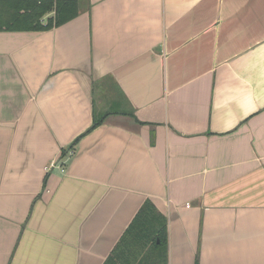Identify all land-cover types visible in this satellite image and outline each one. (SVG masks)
I'll return each mask as SVG.
<instances>
[{
    "label": "crops",
    "instance_id": "0c3cea01",
    "mask_svg": "<svg viewBox=\"0 0 264 264\" xmlns=\"http://www.w3.org/2000/svg\"><path fill=\"white\" fill-rule=\"evenodd\" d=\"M78 4L0 30V264H103L147 199L168 264H264V0Z\"/></svg>",
    "mask_w": 264,
    "mask_h": 264
},
{
    "label": "trees",
    "instance_id": "16d2710c",
    "mask_svg": "<svg viewBox=\"0 0 264 264\" xmlns=\"http://www.w3.org/2000/svg\"><path fill=\"white\" fill-rule=\"evenodd\" d=\"M78 13V0H0V30H46L64 24ZM109 114L95 112L93 124L86 132ZM168 243V218L147 199L103 264H168ZM195 264H199L198 260Z\"/></svg>",
    "mask_w": 264,
    "mask_h": 264
},
{
    "label": "built area",
    "instance_id": "2783aa9c",
    "mask_svg": "<svg viewBox=\"0 0 264 264\" xmlns=\"http://www.w3.org/2000/svg\"><path fill=\"white\" fill-rule=\"evenodd\" d=\"M72 153H73V150H69V154L71 155ZM57 164L58 163H56V162H51V164L49 166H47V170H50L51 168L56 167V166L60 167V163L58 165Z\"/></svg>",
    "mask_w": 264,
    "mask_h": 264
}]
</instances>
